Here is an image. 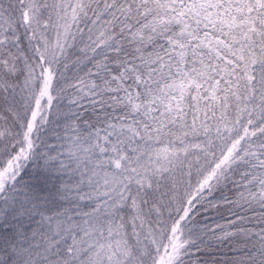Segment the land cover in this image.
Wrapping results in <instances>:
<instances>
[{"label":"snow or ice","instance_id":"obj_1","mask_svg":"<svg viewBox=\"0 0 264 264\" xmlns=\"http://www.w3.org/2000/svg\"><path fill=\"white\" fill-rule=\"evenodd\" d=\"M0 264H264V0H0Z\"/></svg>","mask_w":264,"mask_h":264}]
</instances>
